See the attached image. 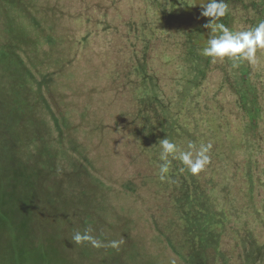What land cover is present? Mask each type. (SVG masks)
Masks as SVG:
<instances>
[{
	"label": "trees",
	"instance_id": "16d2710c",
	"mask_svg": "<svg viewBox=\"0 0 264 264\" xmlns=\"http://www.w3.org/2000/svg\"><path fill=\"white\" fill-rule=\"evenodd\" d=\"M202 1L72 0L82 13L77 24L66 21L65 25L60 11L71 5L66 0H0L2 45L23 37L15 40L14 54L7 52V66L2 69L21 77L18 83L10 81L9 88L14 84L20 88L26 108L39 107L46 113L53 153L66 158L71 174L76 171L82 180L93 179L97 186L99 217L95 203L86 202L97 222L92 217L80 223L91 228L103 246L93 250L85 243L83 259L94 258L99 264H140L139 260L147 259V264H153L149 256L141 257L127 243L125 232L114 229L115 219L124 220L121 224L125 226L130 216H136L134 222H142L154 240H160L151 241L156 252L147 254L155 260L160 253L168 255L171 264H264V50H257L255 63L240 61L238 67L228 58L213 63L203 56L201 50L213 35L210 28L208 35L204 33L210 18L191 14ZM225 2L229 12L216 23L233 32L264 21V0ZM44 6L49 11L43 16L36 7L43 11ZM13 28L16 37L10 39ZM33 31L34 39L28 38ZM27 39L29 46L20 51L19 45ZM95 64L105 65L108 71L98 74L97 82L108 76L116 86V112L129 117L126 123L114 122V127L126 132L134 157L150 170L144 176L137 171L115 186L116 194L132 203L133 214L127 204L119 202L112 212L109 200L114 180L102 169H94L92 149L87 141L81 144L78 129L73 133L72 121L97 129L86 116L87 105L69 106L59 98L60 91H67L65 83L80 81ZM5 95L0 89L1 99H8ZM8 96L10 101L13 93L8 91ZM72 111L74 118L67 120ZM13 114L0 107V190L4 193L0 195V217L6 211L18 219L9 221L5 241L12 248L16 245L19 264L34 221L37 186L30 159H35L36 148L21 147L24 137L7 129L9 122L14 125ZM163 138L185 151L189 143L196 148L210 143L209 164L193 175L179 160H172L169 178L161 182L158 141ZM99 139L106 140L107 135ZM50 155L44 152L41 160ZM149 184L157 187L152 206V192L149 196L150 191L144 190ZM76 186L79 191L81 185ZM84 190L89 192L92 187ZM157 209L163 219L155 216ZM33 241L35 249L47 244L42 237ZM112 241H119V246L111 247ZM125 246L129 256L122 253ZM58 252L68 264H80L79 251L75 256ZM4 257L0 264H14Z\"/></svg>",
	"mask_w": 264,
	"mask_h": 264
},
{
	"label": "rangeland",
	"instance_id": "374dc122",
	"mask_svg": "<svg viewBox=\"0 0 264 264\" xmlns=\"http://www.w3.org/2000/svg\"><path fill=\"white\" fill-rule=\"evenodd\" d=\"M66 1L71 5H67L66 11H60L62 19L64 20L65 25L66 21L77 24V17H79L82 12L77 10V6L72 4V0ZM74 1L79 3V0ZM208 2L209 0H203L200 4L198 3V7L193 8L194 10L191 14H195L197 17L200 16L202 19H207L208 17H203L201 12L203 10L202 5L207 4ZM36 9L38 12H42L43 16L49 11V8H46L45 6L43 11L39 7H36ZM9 10L8 6L7 11ZM20 12L23 13L22 10ZM29 12L33 15L32 10L30 11L29 9ZM27 14L29 13H25V15ZM2 31L3 29L0 25V34ZM13 33L14 28L10 33V39L16 37ZM204 33L208 35L209 30L206 29ZM30 34L31 35H29L28 38H33L35 32L33 31ZM4 35L3 40L8 37L6 32ZM9 38L6 39V43L9 42ZM21 38L23 39V37H18L17 39L20 41ZM17 39L15 40L18 42ZM15 40H11L10 45L7 43L8 47H5L7 44L2 45L3 42L0 41V89L3 91L4 96H6V92L8 97V99L6 97L5 99H1L0 97V107L1 109L6 110L7 113L9 110L10 112H14L12 115L14 125L9 122L6 124V127L10 132H15L18 136L24 137L20 146H29L32 149L36 148L34 151L35 159L31 158L30 162L34 166L32 174L37 186L36 189H34L36 201L32 210L34 216V221L32 222V233L30 235L26 234V239L29 238V242L26 250H24V253L21 256L22 258L19 260V264H68L67 261L59 255V250H62L69 256H75L76 252L79 251L78 261L80 264H99V260L94 258L83 259L80 255L84 252L81 248L85 243L89 245V249L95 250L99 247H94L88 242L80 245H76L72 242V236L75 232L79 231L82 233L86 230L84 225H81L80 223L82 222V219L94 217L95 222H97V218H95L96 213L99 217L98 204L96 203L98 202L97 186L95 185V181L93 179H87L84 177V180H82L80 174L76 171L71 174L72 168L69 163H67L66 158L53 153L55 146L46 126V113L40 111L39 107H34L33 105V108H26V105H24L23 102L24 99L19 92L20 88L15 84L12 89L9 88L10 81L18 83L21 79L17 73H9L6 70L2 71L4 66H7V52L12 50V52L9 53L10 55L15 53L13 51V49H15V45H13ZM36 43L38 42L36 41ZM29 44V40L20 44L19 46L21 49L19 50L22 51L24 48L28 47ZM3 50H5V53ZM95 54L97 57L101 55L98 51L95 52ZM100 73L102 75L108 74L105 65L95 64L91 67L89 74L80 81L70 84L65 83L64 85L66 86L67 91H60L61 95L59 98L64 104L65 100H67L66 103L69 106L77 105L83 108L87 105L86 116H90L91 119L88 118V120L93 126H96L97 129L94 128L92 130V127L89 126L88 128H85L83 122L72 121L73 127L75 128L73 133L78 129L79 132L83 134H80L81 138H79L81 144H83L82 142L86 143L87 141L88 146L92 149L91 154L95 158L93 162L96 164L94 169H102L104 174L114 180L112 181L114 187L112 188L111 199L109 200L111 202L110 205L112 206V212H114L113 208L116 207L119 202L121 205L127 204V209L130 210L131 213L132 203H130L127 199H124L121 194H116L115 186H120L123 180L132 178L134 173L137 171H142V176H144L149 173L150 170L144 165L141 166L139 160L134 157L131 150L132 148L126 143V132L114 127V122L117 121L123 124L128 121L129 117L127 113L123 111H119V113L116 112V109L119 107H116V86L113 85L111 78L108 76L106 78L101 77V80L97 82V75ZM89 80L91 81L87 82ZM31 86H33V81L31 82ZM8 91L13 93L10 101ZM26 96L28 97L27 94ZM19 102H21V105H18ZM72 113L74 112L72 111L67 113V120L68 117L74 118V116L70 115ZM79 118H82L81 115L76 119ZM4 123H2L1 126H3ZM101 125L102 127H100ZM71 127L72 126L67 127V132H69ZM104 135H107V139L100 142L99 138ZM46 151H50L51 155L48 159L46 158L41 160L42 154ZM38 174L40 175L38 176ZM75 183L81 185L79 191H76L77 186ZM86 187H92V190H89V192L85 191L84 189ZM144 190L150 191L148 194L149 196H151L152 192V198L149 200V202H151L150 206H152L153 202L151 200H154L157 187H153V184H149V186ZM116 191L118 192V190ZM0 195H4L1 190ZM84 195H86V197ZM95 196H97V198H95ZM87 201H89V203L91 202V204L92 202L95 203L96 213L87 208L88 206L86 207ZM2 213L4 214L0 217V257L3 259L4 255L8 258V260L17 264L19 256L15 255L16 252H18L16 245L12 248L11 245H8L5 239H7L6 234L9 233V221L16 223L18 219L16 216H14V218H10L9 212L3 211ZM131 214H133V212ZM113 215L114 213H112V218L114 219ZM155 216L157 218H162L158 209L155 212ZM135 218L136 216H130L129 221L125 226H122L121 224V222L124 223V220L115 219L114 229H116L117 233H119V231H123V234L124 232L127 234V243L135 248L137 252L140 253L139 255L141 257L144 254L146 258L149 256L150 258L148 259L151 260L153 264H171V258L166 254L158 256L160 253H156L157 260L153 259L154 255H147L151 251L156 252L155 247L151 244V241L152 243H156L160 240H154L155 236L150 234L146 228L142 227V222H134ZM157 222L158 219H156V222L153 221L154 226H156ZM164 226L165 223L162 222V227ZM91 235L101 241L96 233H91ZM35 237H42L44 242H47V244L42 249L33 248L35 243L33 240H35ZM11 244L13 246L15 243L12 242ZM161 244H163V242H161ZM156 247L159 248L160 244H156ZM122 253L125 256H129L126 246L124 247V251ZM48 255L51 256V259L47 258ZM139 262L140 264H147V259H141ZM106 264H110V262Z\"/></svg>",
	"mask_w": 264,
	"mask_h": 264
},
{
	"label": "clouds",
	"instance_id": "9594fccd",
	"mask_svg": "<svg viewBox=\"0 0 264 264\" xmlns=\"http://www.w3.org/2000/svg\"><path fill=\"white\" fill-rule=\"evenodd\" d=\"M194 6V5H193ZM201 15L210 18V22L204 25L210 28L213 35L207 41V45L201 50L205 57L212 58L215 63L217 59L228 58L233 61L232 66L238 67L240 61L256 62V53L258 49L264 50V21L259 22L255 27L246 31L233 32L223 23H216L228 12V4L225 0H209L207 4L202 5ZM216 33H219L218 35ZM160 147L159 160V179L166 181L172 160H179L185 168L193 175L201 172L210 162V152L212 145L201 144L199 148L193 143L188 144V150H180L178 146L167 138L158 141ZM171 157V159H169ZM184 171V168L181 169ZM91 228L84 232H75L72 236V242L76 245L88 242L94 247H101L102 242L91 235ZM119 241H112L111 247L117 248Z\"/></svg>",
	"mask_w": 264,
	"mask_h": 264
}]
</instances>
